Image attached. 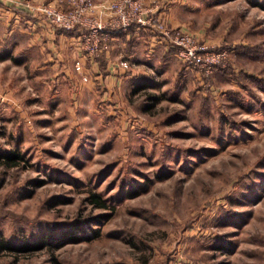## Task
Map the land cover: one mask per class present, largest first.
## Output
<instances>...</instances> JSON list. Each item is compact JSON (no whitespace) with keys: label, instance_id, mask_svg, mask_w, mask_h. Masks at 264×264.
Wrapping results in <instances>:
<instances>
[{"label":"rangeland","instance_id":"1","mask_svg":"<svg viewBox=\"0 0 264 264\" xmlns=\"http://www.w3.org/2000/svg\"><path fill=\"white\" fill-rule=\"evenodd\" d=\"M168 2L206 52L132 61L108 101L0 58V238L88 236L0 264H264V0Z\"/></svg>","mask_w":264,"mask_h":264},{"label":"crops","instance_id":"2","mask_svg":"<svg viewBox=\"0 0 264 264\" xmlns=\"http://www.w3.org/2000/svg\"><path fill=\"white\" fill-rule=\"evenodd\" d=\"M56 1L0 0V48L6 52H0V58L13 57L39 71V82L51 84L54 94L70 92L75 100L84 92L105 102L112 93L113 84L119 85L123 78L135 75L133 68L122 69L117 65L120 59L131 64L133 61L137 67L140 60L164 66L171 61L170 48L150 28L116 34L108 41L107 51L90 56L84 50L79 30L66 32L55 28L39 20L27 7L36 3L55 4ZM144 3L170 27H177L171 17L174 7L168 0H144ZM77 61L81 64L80 71L74 70Z\"/></svg>","mask_w":264,"mask_h":264},{"label":"built area","instance_id":"3","mask_svg":"<svg viewBox=\"0 0 264 264\" xmlns=\"http://www.w3.org/2000/svg\"><path fill=\"white\" fill-rule=\"evenodd\" d=\"M27 7L39 20L55 28L79 30L84 50L90 56H98L108 50V41L114 30H126L133 24L156 32L168 48L174 49L175 56L181 61L199 60V53L206 50V46L197 45L188 31L169 27L162 17L145 5L144 0H57L55 4L36 3ZM203 60L206 64L214 62L213 56L208 54ZM117 65L122 69L130 67L123 58ZM80 69L79 61L75 62L74 70ZM82 80L86 78L82 77Z\"/></svg>","mask_w":264,"mask_h":264},{"label":"trees","instance_id":"4","mask_svg":"<svg viewBox=\"0 0 264 264\" xmlns=\"http://www.w3.org/2000/svg\"><path fill=\"white\" fill-rule=\"evenodd\" d=\"M137 28H147V27H142V26L133 24L129 26L126 30H121V29L114 30L111 33V37L116 34H122V33H126L129 31H133ZM66 32H72V30L66 31ZM136 89H140V88L138 87ZM18 159H20V156L16 152H12L9 150H0V161L3 162L5 165L13 164ZM89 201L93 205H96V207L109 209L110 213H112V211L114 210L112 206L108 207L105 204V202L95 193L90 194ZM103 215H111V214H103ZM95 221H99V220L95 219ZM84 224H85V221L76 220L71 224V226L61 230L59 234L56 236H54L53 234L41 233L38 236H34L32 238L22 240L18 244L11 245V244L6 243L4 240L0 238V251L4 249L17 251V252L36 251V250L42 249L43 247L49 246L52 242L57 243V245H61L64 243H69V242H78L82 239L81 237L83 235L85 237H88L86 236L87 235L86 232H84ZM79 231L82 234H77ZM92 233H93L92 236H90L91 238L97 237L99 235V229H93ZM224 246H225L224 244H220L219 249H223Z\"/></svg>","mask_w":264,"mask_h":264}]
</instances>
